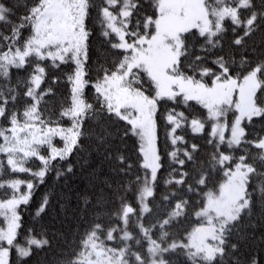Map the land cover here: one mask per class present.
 <instances>
[{"label": "snow or ice", "instance_id": "1", "mask_svg": "<svg viewBox=\"0 0 264 264\" xmlns=\"http://www.w3.org/2000/svg\"><path fill=\"white\" fill-rule=\"evenodd\" d=\"M150 2L153 15L141 17L140 0H100L99 5L92 4L91 0H35L30 7L24 5L26 13L19 23L12 24L10 17L14 10L0 0V23L11 25L10 36L0 34V39L9 42L7 50L0 51V76L7 78L10 67H32L22 85L0 88V119L7 121L6 126H0V154L6 157L10 171L29 173L43 183L45 176L53 170L54 162H66L80 148L83 125L94 119L106 133L97 138L101 144L109 137L120 135L119 129L115 133L107 132L109 127H116L121 122L125 125L120 143L130 134L137 138L139 166L145 172L143 180L137 176L130 185H142L136 189L140 207L135 227L140 237L128 230L130 215H136V210L126 202L125 195H120L118 187L113 196L119 198L120 208L111 215L121 221L123 227H112L105 235L103 223L96 222V217H88L91 201L85 200L81 211L88 220L87 228L80 244L75 246L80 251L73 250L68 254L72 258L57 264H172L166 257L179 256L181 252L190 264H216L217 260L224 264L229 239L234 232H239L241 221L251 217L254 207L264 211V170H261L264 169V136L257 135L249 140L242 126L245 119L249 123L254 117L264 120V105L258 99V90L264 92V0H259L258 7L256 0H215L214 4L209 0ZM94 7L103 28L102 35L110 38L114 34L115 42L111 39L107 42L112 50L123 55L110 64L106 61L107 66L101 64L98 78L90 83L85 71L90 36L86 21ZM241 9L250 15L242 17ZM225 21L231 22V33L235 37L231 47L239 50V61L235 58L236 52L216 55L217 50L224 48L228 32ZM26 27L31 34L18 47ZM257 33H260V39L249 44ZM249 55H257L259 62L253 64ZM209 57L214 58L209 60ZM30 58H35L34 64ZM48 60L54 66L68 60L75 64L74 71L68 76L72 85L70 101H66L68 106L62 107L56 120L46 117L40 107L46 96L55 95L51 87L40 90L47 75L41 62ZM21 86L25 89L22 112L17 108ZM89 86L96 93V104L87 102L84 97V90ZM236 93L238 99L234 98ZM190 101L206 109L208 118L213 121L211 139L207 141L213 151L207 160H202L200 145L192 143L189 146L183 136L176 135L178 129L186 126L193 134L203 132L205 123L201 119L192 117L189 121L185 113L177 112L175 107L167 112L164 119L170 131L166 138L173 146L169 156L176 167L165 185L179 187L162 197V205L171 208L166 218L160 219L164 212L157 211L155 223L145 227V214H153L149 198L155 196L157 176L162 167L158 152V107L166 102L178 106ZM233 105L238 114L229 125L224 118ZM64 119L71 122L69 127L61 125ZM229 130L230 136L226 137ZM54 138H59L63 146H56ZM45 147L47 155L41 151ZM236 150H243L244 154L237 158L233 154ZM105 152V158L112 162L113 172L128 176L132 165L123 154L124 149H113L107 144ZM33 158L42 164L39 171L33 172L26 167ZM3 166L0 163V167ZM213 170H222L226 179L219 185L218 192L206 193L201 201L202 208L196 216L205 223L195 227L186 238L168 243L171 234L166 229L186 214L189 204L188 199H177V192L195 194L207 187ZM66 171L71 173L73 166L68 164ZM63 175L64 172L57 168L56 177ZM21 184H26L28 191L21 192ZM5 185L13 195L0 201V215L7 221L6 228H0V242L9 246L0 245V264H8L7 257L14 246L20 226L17 208L29 203L35 187L33 182L19 179L6 181L0 187ZM47 204L45 195L37 215L45 211ZM103 206L104 196L101 195L93 209ZM156 229L160 231L158 240L153 238ZM116 232L121 233L119 242L123 247H108L106 241L117 240ZM131 241H135L141 250L134 251ZM145 242L146 251L142 250ZM28 244L37 249L50 246L47 239L34 237ZM15 247L20 257L31 255L30 249ZM237 248V244H232L231 252L235 254ZM232 264H238V261L233 260ZM250 264H258L257 259L253 257Z\"/></svg>", "mask_w": 264, "mask_h": 264}, {"label": "trees", "instance_id": "2", "mask_svg": "<svg viewBox=\"0 0 264 264\" xmlns=\"http://www.w3.org/2000/svg\"><path fill=\"white\" fill-rule=\"evenodd\" d=\"M212 0H209V3ZM3 2L9 7L13 8V15L10 17L12 24L19 23V19L26 13L24 5L31 6L35 0H3ZM92 4L99 5L100 0H91ZM141 7L139 15L141 17L145 15H153V5L150 0H140ZM257 7L259 6V0H256ZM118 11V9H117ZM242 17H247L250 13L247 10L241 9ZM87 29L90 33L88 38V61L85 65V71L90 83H94L98 78L97 72L101 64H108L122 58V52H116L110 48V44L107 42L111 39L115 42L116 37L113 34L110 38H106L102 35L103 28L101 27L100 20L97 17V8H93L86 21ZM225 27L228 29L227 36L224 40L223 51L217 50L216 55H224L236 52V60H240L239 50L231 47V41L235 37L231 33V22L225 21ZM0 34H11V25H5L0 23ZM31 32L29 28H25L22 31L19 43L16 46H22L24 41L30 36ZM242 34V33H241ZM260 39V33H257L251 40L258 41ZM9 42H5L0 39V51L7 50ZM214 57H209V60ZM32 59L33 64L35 58ZM249 59L253 61V64L258 63L257 55H249ZM46 68V79L41 85V91L51 87L55 95H48L45 97V101L41 104V111L46 117H50L56 120L59 117V112L62 107L68 106L66 101H70L71 87L72 85L68 81V76L74 71L75 64L71 60L65 63H58V66H54L51 60L41 62ZM107 66V64H105ZM32 72L31 66H26L24 69H16L14 67L9 68V76L7 78L0 76V88L7 86L22 85L27 80L28 76ZM246 74V71H245ZM235 75V73H234ZM56 83H53V81ZM147 87V85H145ZM25 89L21 86L19 88L20 101L17 104V108L20 112L23 111L24 97L23 92ZM151 93V89H149ZM84 97L87 102L96 104V93L92 87H86L84 90ZM258 99L261 104L264 105V92L258 90ZM11 107V105L9 106ZM98 107V105H97ZM177 112H184L189 121L192 117H197L204 121L205 129L203 132L193 134L190 127H182L177 130L176 135L183 136L188 142L189 146L192 143L200 145L199 157L202 160H207L209 155L213 151V147L210 146L207 141L211 139L210 136V124L211 120L208 118L207 110L195 101H190L187 104L181 103L178 106L174 102L161 103L158 107L156 115L157 120V133H158V152L161 157L162 167L158 172L157 181L155 185V196L149 198V207L153 208V214H145L143 223L145 227H151L155 223V213L157 211L164 212L159 218H166L167 211H171L170 207L162 205V197L173 191H176L179 186L173 184L166 186L165 181L170 179V173L172 169L176 167L169 153L173 151V146L170 141L167 140V133L170 131L164 117L167 112L174 108ZM47 109V111H45ZM15 110V109H14ZM235 115L232 112V116H229L228 122L230 123ZM7 121L0 119V126H6ZM63 127H69L71 122L68 119L61 121ZM243 126L248 133V139L251 140L257 135L264 136V120L259 117H254L253 122L249 123L246 119L243 121ZM125 125L121 122L116 127H109L107 132L115 133L119 129V136L109 137L104 144L98 142V137L104 136L105 130H103L94 119L87 120L83 125L84 137L80 140V148L76 150L66 162L56 161L53 165V170L50 171L44 178L43 183L39 179L33 177L29 173H12L6 165V157L0 154V163L4 166L0 167V184L9 181L14 178L28 179L35 187L32 190V194L29 203L21 204L17 208V212L20 216L19 228L17 229L16 238L14 240V246L10 248L8 256V264H57L58 261L64 259H70L68 254L75 251H80V248L75 247L80 244L81 236L86 231L88 220L85 217V213L81 210L85 207V200H90L88 204V217H96V222H101L104 225L105 235L107 230L112 227H123V223L119 221L115 216L111 215L117 209L120 208V202L118 197H114L113 193L120 188V195L126 194V202L136 210V214H139V203L136 197V189L142 187V185H130L136 180L137 176L141 180L144 179L145 172L140 168L141 158L138 155L137 147L138 140L131 134L120 143V136H123ZM54 143L58 147H62L61 140L54 138ZM111 144L113 149H124V155L128 158V163L132 165L128 176H123L119 173L113 172L112 162L105 157V146ZM183 147L182 145H178ZM43 155H47V148H43ZM237 158L243 155V150H236L233 153ZM253 155L255 150L253 149ZM85 162H87L85 164ZM251 162V159H249ZM68 164L73 166V171L68 173L66 171ZM26 165L33 169V172L39 171L42 168V164L39 160L33 158ZM190 167V166H189ZM64 172V175L57 178L56 169ZM264 170V169H261ZM224 177L222 170H213L210 173L207 187H202L197 193L177 192V199H188L189 204L186 214L180 217L178 222H174L172 226L166 229L171 235L168 243H171L173 239L179 241L182 238H186L188 233L197 224L202 223V219L195 216L197 209L202 207L201 201L204 199L205 194L210 191H215L220 185L222 178ZM150 178V177H149ZM176 178H179L178 176ZM256 183V181H253ZM109 185L111 187H109ZM27 188L25 185L20 186V191H25ZM124 189H128L127 192ZM13 195V192L6 185L0 187V199H6ZM47 195L48 204L43 213L37 215V211L43 202V198ZM104 196V206L99 209H93V205L96 204L99 196ZM136 198V199H135ZM176 200L172 201L173 205ZM137 222V216L130 215L129 224L132 234L137 238L140 237L139 230L135 227ZM5 224V219L0 215V226ZM238 233H233L228 243V256L224 258V264H232L233 260L238 261V264H250L251 259L254 257L257 259L258 264H264V211L259 207H254L250 218H245L241 221ZM119 240L120 232L114 233ZM160 231L156 229L153 234V238H159ZM47 239L50 242V246H44L42 249H37L35 245H29L28 240L30 238ZM101 239H105V236H101ZM117 240L112 241L115 243ZM118 242V241H117ZM110 243V241H107ZM133 250H141L135 246L132 241ZM237 244L238 248L235 254L231 252V245ZM2 246H8L6 242H0ZM16 245L20 247H26L31 250L29 257H20ZM110 245H112L110 243ZM164 246H167L165 244ZM9 247V246H8ZM123 247V246H121ZM147 243L143 244V249L146 251ZM171 259L172 264H190L185 259L184 254L181 252L179 256L169 255L166 257ZM216 264H220L217 260Z\"/></svg>", "mask_w": 264, "mask_h": 264}, {"label": "rangeland", "instance_id": "3", "mask_svg": "<svg viewBox=\"0 0 264 264\" xmlns=\"http://www.w3.org/2000/svg\"><path fill=\"white\" fill-rule=\"evenodd\" d=\"M210 2H212L211 4H214L215 0H212V1H210ZM234 98H237V99H238V93L234 94ZM232 112H234L235 115L238 114V113H236V110H235L234 105H233V107L229 110V112L227 113V115H226V117H225L224 119L228 121L229 116H232ZM207 114H208V112H207ZM235 115L233 116V119H232V120H234ZM203 122H204V121H203ZM221 122H224V121L222 120ZM212 123H213V121H211V124H210V133H211V126H212ZM229 125H230V124H229ZM242 126H243V121H242ZM67 127H68V126H67ZM227 136H230V130L226 132V137H227ZM0 142H2V141H0ZM60 144L63 145V142L61 141ZM26 167L30 168L28 165H26ZM31 170L33 171V169H31ZM14 179H19V178H14ZM14 179H11V180H14ZM225 179H226V177H224L222 183L224 182ZM19 180H22V181H25V182L30 181V180H28V179H19ZM21 185H25V186H26V184H21ZM26 191H28V190L26 189L25 191H22V192H26ZM212 192H218V188H217L215 191H212ZM124 195L126 196V194H124ZM9 198H11V197H9ZM6 199H8V198H6ZM6 199H0V201H2V200H6ZM135 199H136V198H135ZM138 203H139V202H138ZM201 208H202V207H201ZM201 208H200V209H201ZM200 209H197L196 213H197ZM1 216H2V215H1ZM135 216H138V214H136ZM195 216H196V214H195ZM2 217L5 219L4 216H2ZM196 217H197V216H196ZM198 218H199V217H198ZM201 219H202V218H201ZM202 220H203V222L197 224L195 227L200 226L201 224H204L205 221H204V219H202ZM6 226H7V221H6V219H5V224H3V226H0V228H6ZM195 227H194V228H195ZM194 228H192V230H193ZM128 230H129L130 233H132L131 228H130V224H129ZM192 230H191V231H192ZM191 231H190V232H191ZM190 232H189V233H190ZM186 237H187V236H186ZM138 238H139V237H138ZM117 241H118V242H117ZM117 241H116L115 243H113L112 241H110V243H111L112 245H110V243H107V241H106V243H107V246H108V247H112V248H116V247H121V246H123L122 244H120L119 240H117ZM185 242H186V241H185ZM132 243L135 245V241H132ZM135 246H136V245H135ZM4 247H8V246H4ZM23 248H26V247H23ZM26 249H27V248H26ZM7 260H8V257H7Z\"/></svg>", "mask_w": 264, "mask_h": 264}]
</instances>
